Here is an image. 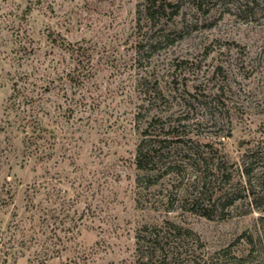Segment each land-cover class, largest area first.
Here are the masks:
<instances>
[{"label":"rangeland","instance_id":"rangeland-1","mask_svg":"<svg viewBox=\"0 0 264 264\" xmlns=\"http://www.w3.org/2000/svg\"><path fill=\"white\" fill-rule=\"evenodd\" d=\"M173 2L157 22L145 0H0V264H137L167 222L172 264H264V0ZM150 123L167 176L136 165ZM197 145L240 194L211 219L186 200Z\"/></svg>","mask_w":264,"mask_h":264},{"label":"trees","instance_id":"trees-1","mask_svg":"<svg viewBox=\"0 0 264 264\" xmlns=\"http://www.w3.org/2000/svg\"><path fill=\"white\" fill-rule=\"evenodd\" d=\"M173 1L174 0H145L146 17L157 22L163 18L173 19L179 15L180 10L179 4H175ZM204 2H206V0H195L194 3L197 9L200 10ZM255 3L256 2H249L250 5H255ZM18 84L19 82H16L14 85L17 87ZM18 91H21V89ZM220 95H225L223 90L220 92ZM151 128L152 124L150 123L143 132L144 138H142L137 147L136 165L139 170H157L159 171L158 173L164 170L166 174L164 176H167L171 173V170H179L182 166L170 159L171 150L167 151L166 149L167 145L171 143L169 140L170 137L167 136L168 134H166L164 130L161 132H151ZM203 148L204 149H202L201 145H197L191 146L186 150L185 165L199 171V174L196 175L194 180V190L188 194L186 200L192 207L194 213L211 219L218 206H222L224 209L231 206L240 194L237 195L235 192L236 190L229 191L228 189L223 192L214 191L213 187L210 185L211 179L208 178L209 175L207 172L216 170L215 173L219 175V178L226 179L228 183L232 180L233 173L232 171H227L229 170L227 165L228 161L225 159H222L217 164L211 165L209 155L213 149L208 145H204ZM205 148H207V150ZM249 173V170L242 171L243 175L246 174L249 176ZM156 175L158 176L155 177L160 178L162 173ZM152 177L154 176H148L147 180L150 182V178ZM251 187V183L250 188L244 186L243 191L247 193L245 197L254 196L253 191L251 192L250 190ZM238 191L240 192L241 190L239 189ZM251 203H254V201ZM181 234V228H178L170 222L166 223L165 228L153 227L149 230L148 227H145L143 234L141 233L137 236V264H172V262H169L171 259L175 260L176 263L180 252L178 251L180 246L174 243Z\"/></svg>","mask_w":264,"mask_h":264}]
</instances>
